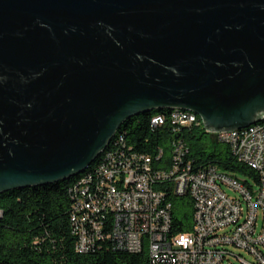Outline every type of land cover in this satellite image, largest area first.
<instances>
[{"label": "water", "instance_id": "95a60500", "mask_svg": "<svg viewBox=\"0 0 264 264\" xmlns=\"http://www.w3.org/2000/svg\"><path fill=\"white\" fill-rule=\"evenodd\" d=\"M264 117V0H0V194L84 173L133 118Z\"/></svg>", "mask_w": 264, "mask_h": 264}, {"label": "built area", "instance_id": "2783aa9c", "mask_svg": "<svg viewBox=\"0 0 264 264\" xmlns=\"http://www.w3.org/2000/svg\"><path fill=\"white\" fill-rule=\"evenodd\" d=\"M163 126L174 127L177 137L168 163L163 150L153 158L125 139L117 142L108 164L96 170L95 177L69 189L75 203L77 252L84 254L96 242L109 241L139 254L142 241H150L149 264H264V127L235 138L208 132L190 118L151 121L152 128ZM195 128L226 145L237 162L255 168L259 187L234 185L232 175L191 158L183 133ZM164 194L191 197L192 232H173V206L161 205Z\"/></svg>", "mask_w": 264, "mask_h": 264}, {"label": "trees", "instance_id": "16d2710c", "mask_svg": "<svg viewBox=\"0 0 264 264\" xmlns=\"http://www.w3.org/2000/svg\"><path fill=\"white\" fill-rule=\"evenodd\" d=\"M153 115L145 113L127 120L115 139H127L135 150L153 158L163 150L164 160L168 163L171 148L177 144L174 127L152 128ZM260 124L264 126V120ZM183 137L191 158L200 165L209 166L218 159L219 165L235 178L244 176L246 184L259 187V173L237 162L231 157L229 148L214 142L203 128L185 131ZM219 146L225 147V151H219ZM78 178L0 194V264H149L146 248L133 254L118 249L109 241L96 242L84 254L77 252L78 236L72 222L75 203L69 189ZM166 199L173 206V232H192L195 207L191 197L166 194Z\"/></svg>", "mask_w": 264, "mask_h": 264}, {"label": "bare ground", "instance_id": "6f19581e", "mask_svg": "<svg viewBox=\"0 0 264 264\" xmlns=\"http://www.w3.org/2000/svg\"><path fill=\"white\" fill-rule=\"evenodd\" d=\"M164 118H190V120L195 121V123H202L201 118L197 114L191 111H186L181 109H166V111L165 110H163V112L160 111L158 114L152 116L151 121H156V119H164ZM262 120H264V117L261 119L260 122H262ZM260 122L244 129L225 131V137L242 138L246 134L251 133L252 128L264 127L262 124H260ZM115 136L111 141L112 144L110 143L109 147L102 153V155L97 159V161L94 164H92L89 168H87L84 173L79 175L80 178H78L75 181L72 187L80 185L81 183L84 182V180L87 179V177H95L96 170L108 164V158H111V155L114 154V147H116L117 142L123 141V139L120 137L119 139H115ZM176 145L177 144H174V148L176 147ZM252 169L256 170L255 168ZM232 184L248 185L241 179L235 178L233 175H232ZM72 187L70 189H72ZM170 204L171 203L168 202L166 199V194H164V196L161 197V205H170ZM144 248H146L148 253V248H150V241H142V246L141 248H139V253H141Z\"/></svg>", "mask_w": 264, "mask_h": 264}, {"label": "rangeland", "instance_id": "374dc122", "mask_svg": "<svg viewBox=\"0 0 264 264\" xmlns=\"http://www.w3.org/2000/svg\"><path fill=\"white\" fill-rule=\"evenodd\" d=\"M153 113H154V114H158L159 112H158V111H155V112H153ZM219 151H225V147H223V146H219ZM214 165L218 167V170H219L220 172H222V173H227V174L232 175V173L226 171V170L223 168L222 165H219V163H218V159H215V160H214ZM239 178H240L241 180H243V181L246 180V178H245L244 176H239ZM228 194H229L230 196H232V197L235 196V194H234L232 191H228ZM235 253H236V254H241V255H243V256L246 257L245 253L242 252V251H237V250H235ZM246 258H248V257H246Z\"/></svg>", "mask_w": 264, "mask_h": 264}]
</instances>
